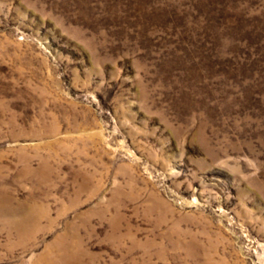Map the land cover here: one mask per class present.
Masks as SVG:
<instances>
[{
    "label": "rangeland",
    "instance_id": "1",
    "mask_svg": "<svg viewBox=\"0 0 264 264\" xmlns=\"http://www.w3.org/2000/svg\"><path fill=\"white\" fill-rule=\"evenodd\" d=\"M0 264H264V0H0Z\"/></svg>",
    "mask_w": 264,
    "mask_h": 264
}]
</instances>
